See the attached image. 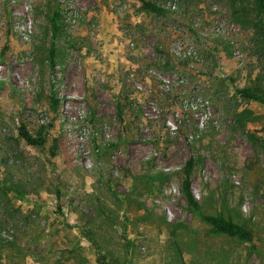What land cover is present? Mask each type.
Masks as SVG:
<instances>
[{
    "label": "rangeland",
    "instance_id": "374dc122",
    "mask_svg": "<svg viewBox=\"0 0 264 264\" xmlns=\"http://www.w3.org/2000/svg\"><path fill=\"white\" fill-rule=\"evenodd\" d=\"M30 14L22 41L0 0V264H264V103L236 92L264 98L256 0H34ZM176 40L196 57L171 54ZM151 69L185 82L162 94ZM40 125L29 145L20 129ZM190 158L202 212L251 242L207 234L181 192Z\"/></svg>",
    "mask_w": 264,
    "mask_h": 264
},
{
    "label": "trees",
    "instance_id": "16d2710c",
    "mask_svg": "<svg viewBox=\"0 0 264 264\" xmlns=\"http://www.w3.org/2000/svg\"><path fill=\"white\" fill-rule=\"evenodd\" d=\"M256 4L260 12V17L264 29V0H256ZM143 6L157 12L163 11L162 8L148 1H143ZM56 17L58 18L59 14H57ZM56 21L57 20L55 19L52 25V30L54 33L57 31V25L55 23ZM48 61H49L50 69L53 70L56 64V49L54 44L51 45V48L49 50ZM236 92L238 96L241 98L264 103V98L258 95L254 91V89L248 86L239 88L236 90ZM58 103L59 100L55 97V93H52L51 106L54 111L57 110ZM46 129H47L46 127L40 125L36 131V134L33 135L29 133L24 127H22L20 129V135L29 145L42 146L46 141V135H47ZM194 165H195L194 158H190L185 164V167L183 169L184 179L182 180V184H181V192L186 199L188 207L199 217V219L204 224H206L209 227L207 234L225 235L228 237L236 238L241 242H251L252 232L245 225L239 224L235 222L232 218L223 216L222 214H205L202 212L201 206L198 203V201L195 199L192 192L191 174ZM98 263L107 264L101 259L98 261Z\"/></svg>",
    "mask_w": 264,
    "mask_h": 264
},
{
    "label": "built area",
    "instance_id": "2783aa9c",
    "mask_svg": "<svg viewBox=\"0 0 264 264\" xmlns=\"http://www.w3.org/2000/svg\"><path fill=\"white\" fill-rule=\"evenodd\" d=\"M33 1L34 0H9L10 5L13 8V21H12L11 29L15 35L20 37L22 41H29L33 32V23L30 14V9ZM59 1L64 2L65 0H59ZM16 6H21V10L18 9L16 10L15 9ZM170 7L175 8V4L174 3L170 4ZM211 32L216 35L218 32H223V30L221 29V27L216 26L212 29ZM134 44L135 42L133 41L131 45L134 46ZM169 49L171 54H173L175 57H178L180 59H186L191 56L196 57L195 49L190 46L187 47L184 44V42H182L181 40L174 41ZM234 55L237 58L241 59V53L239 52L238 49L234 51ZM149 72H152V75L156 77L158 80H160L159 90L161 91L162 94L169 93L170 91L173 90L174 87H177L176 85H181L183 82H185L184 78L179 75L178 76L175 75L174 79H170L167 76H164L163 74L158 73L152 69L149 70ZM127 81L130 83V85L133 88H136L138 90L143 89L142 83L136 80L134 73H130L128 75ZM148 105L150 107L149 111L157 115L158 107L156 101L150 100L148 102ZM189 106H191L192 109H195L197 107L196 104L193 105L192 103H190ZM153 113H150L151 114L150 117L156 118V116L153 115ZM207 114H208V109L204 110L199 115L198 132L196 134L194 133L195 135L190 134L189 135L190 139H193L194 136H198L201 130L204 128V122L206 121ZM170 126H171L170 127L171 130H175L176 126L174 123H171ZM10 233H11L10 231L8 235H4L3 233L2 234L0 233V236L8 239L11 238V236L9 237Z\"/></svg>",
    "mask_w": 264,
    "mask_h": 264
}]
</instances>
